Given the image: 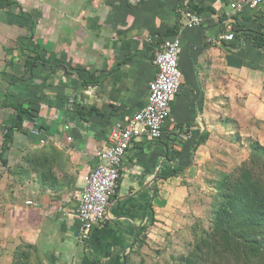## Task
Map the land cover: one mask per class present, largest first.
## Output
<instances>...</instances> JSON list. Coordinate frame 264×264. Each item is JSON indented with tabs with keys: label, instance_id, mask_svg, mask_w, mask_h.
I'll list each match as a JSON object with an SVG mask.
<instances>
[{
	"label": "crops",
	"instance_id": "crops-1",
	"mask_svg": "<svg viewBox=\"0 0 264 264\" xmlns=\"http://www.w3.org/2000/svg\"><path fill=\"white\" fill-rule=\"evenodd\" d=\"M99 1L114 5H107L111 8L105 12L107 20H93L91 47L84 43L87 49L82 46L69 52L68 59L50 61L67 63L74 70L80 65L84 71L68 74L60 67L37 74L35 84L45 88L43 98L49 105L37 108L32 125L24 119L29 133L16 135H25L28 141L21 139L18 144L14 140L3 157L10 165L21 161L22 151L43 157L37 172L23 161L17 165L24 167L17 172L27 178L19 186L23 199L16 186V191L2 197L8 202L0 199L9 219L4 215L7 233L1 235L2 248L24 242L34 252L36 264H82L85 258L89 264H124L132 248L143 250L142 244L148 241L156 246L163 231L190 217L185 203L188 186L210 162L212 132L230 128L240 117L238 110L257 115L261 108L264 111L260 101L264 97V48L256 49L248 41L249 36L264 34V3L251 11L231 13L229 4L235 0ZM188 4L197 7L201 19L191 30L184 29L182 16ZM96 11L93 16L100 17V10ZM177 14L180 29L175 37L180 42L182 80L170 100L162 138L150 141L143 136L127 149L105 221L83 244L76 217L82 180L95 168V154L110 143L109 134L146 105L147 84L156 73L154 55L172 40L160 37L176 23ZM229 32L241 35L228 42L224 35ZM87 74L98 82L84 85ZM57 93L65 98L61 105L54 101ZM66 99L73 100L74 107ZM36 122L43 132L34 136L31 130ZM65 125L70 127L67 132ZM26 201L37 206H25ZM8 224L18 225V234ZM0 259L9 262L6 256Z\"/></svg>",
	"mask_w": 264,
	"mask_h": 264
},
{
	"label": "rangeland",
	"instance_id": "rangeland-1",
	"mask_svg": "<svg viewBox=\"0 0 264 264\" xmlns=\"http://www.w3.org/2000/svg\"><path fill=\"white\" fill-rule=\"evenodd\" d=\"M14 1L22 7V11L26 17H29V20L22 18L15 6H12L9 12L0 11V103L6 92L9 91V101L20 105L27 111L24 116L25 123L32 125L39 113H37V108L46 103V99L43 98L45 88L35 84L37 74L48 73L49 67L52 70L62 67L55 61L50 62L51 58L52 60L66 58V56L69 58V52H76L82 46L84 49H87V46L91 47L93 35L91 30L95 24L93 20H107L105 12L110 8L107 5L110 4L113 7L114 2L110 1L104 4L99 0ZM96 10H100L98 12L100 17L93 16L97 14ZM81 12L86 15L85 19ZM100 35L102 37L103 34ZM27 38L31 39L32 47H36L35 52L45 61L46 66H39L40 62L33 51L22 52L20 50V47L24 45L23 40ZM84 43H88V45L86 46ZM31 64H34L35 67L33 68L35 76L31 80H26L29 75L28 72L31 70ZM76 67L84 69L80 65ZM11 76H22L25 80L7 89ZM263 98L261 95V104L264 102ZM63 100L65 98L57 93L54 101H58L61 105L64 103ZM66 104L74 107L75 103L73 100L66 99ZM237 114L240 117L236 118L237 120L230 128L212 132L215 140H213V146H210L212 150L210 162L205 166L203 173L199 174L188 186L190 192L188 191V198L185 201L190 209L188 220H181L179 226L170 227V231H163V239L159 240L156 246L150 241L145 245L142 244L143 250L140 248L136 250L139 258L129 259L131 260L129 264H179V258H190L193 253V246L196 247L198 244L195 240L199 238L201 228L209 229L218 186L223 177L236 175L241 166L249 167V162L252 167H256V171L260 164L262 165L260 160L264 161V153L255 152L257 155L255 157L253 150L255 146L264 149V111L261 108V113L257 115L238 110ZM13 118L14 112L11 109L0 107V142L5 127L10 125ZM39 126L42 129V126ZM26 132L28 134L29 129ZM23 134L25 133L23 132ZM21 139L28 141L25 135H16L14 140L19 144ZM22 152L24 155L26 154L25 151ZM7 154V152L4 153L2 157L7 156ZM20 160L23 161V157ZM19 163L13 165L8 163L7 169L2 167L0 163V199L7 201V198L2 197L10 194L11 190L16 191V187L18 188L17 191H20V199H23L19 186L25 185L27 178L26 175L24 178L21 172H17L23 171L24 168L22 165L17 166ZM25 206L27 205L25 204ZM6 209V206L3 208L0 206V218L3 219L5 215L6 220H9ZM1 222H3L2 225ZM4 224L5 220L1 221L0 219L1 241H3L1 235L7 233ZM8 226V229L11 228V232H14L18 225L8 224ZM16 234H18V230H16ZM1 241L0 258L6 256L9 262L2 263L0 259V264H11L12 259L20 258L19 253H23V250L29 254V258L26 259L27 261L25 260L27 264L37 263L31 247L25 245L24 242L17 243V246L13 244L15 247L5 249L2 248L3 242L1 243ZM209 248L210 252L206 253V257H210L211 262L214 261L211 264H237L231 260L225 262L224 256L218 254L219 248L214 249L215 247L212 248V245H209Z\"/></svg>",
	"mask_w": 264,
	"mask_h": 264
},
{
	"label": "trees",
	"instance_id": "trees-1",
	"mask_svg": "<svg viewBox=\"0 0 264 264\" xmlns=\"http://www.w3.org/2000/svg\"><path fill=\"white\" fill-rule=\"evenodd\" d=\"M12 6H15L16 10L19 11L18 14L22 18L29 20V17H26L22 11V7L16 1L0 0L1 12H9ZM182 10H185L184 12L196 13L197 15L200 14V11L193 4H188L186 7H183ZM176 16V23L171 28H168L163 35H161L160 39L164 37L173 38L177 35L180 29L178 23L180 17L178 14ZM238 36L234 35L233 37L236 39ZM23 41L24 45L20 47V50L22 52L33 51L40 62L39 66L43 67L46 63L41 56L35 52L34 49H36V47H32L33 43L31 39L27 38ZM248 41L256 49L264 48V34L262 32L254 36H249ZM59 64L62 66L65 73L68 74H70V72L84 71L79 68L74 70L64 62ZM33 68H35L34 64H31V70L28 72L29 75L26 80H31L34 77ZM24 80L22 76H11L8 81L7 89L24 82ZM97 82V77L94 78L91 74H87L83 83L84 85H93ZM9 98L8 91L0 103L2 109H11L14 112V118L10 125L5 127L0 142V163L2 167L6 169L8 162L2 156L10 150L17 133H26V129L24 128V116L27 113L20 105L10 102ZM82 117L83 116L80 118ZM253 152L254 154L255 152L264 153V149L255 146ZM174 156L175 155H173V157ZM255 157H257L256 154ZM41 158L34 156V154L26 153L23 156V162L30 171L37 172V166L43 162ZM260 161H262V165L260 164L257 171L256 167H252L249 162V167L245 165L241 166L236 175H225L223 177L218 186L209 229L206 230L201 228V238L198 236L199 238L195 240L198 244L196 247L195 245L193 246L192 255L190 258H179V264L214 263V261H210V257H206V253L210 252L209 245H212V248L215 247L214 249L219 248V252L218 250L217 252L224 256L225 262L231 260L233 263L237 264H264V161ZM40 176L41 182L44 183L45 177L43 173H41ZM132 249L124 258L125 264H129L131 261L129 259L131 258H139L136 253L138 249ZM19 254L20 258L15 260L12 259L11 264H27L25 260L29 258V254L25 250H23V253ZM82 264H89V261L85 258Z\"/></svg>",
	"mask_w": 264,
	"mask_h": 264
},
{
	"label": "built area",
	"instance_id": "built-area-1",
	"mask_svg": "<svg viewBox=\"0 0 264 264\" xmlns=\"http://www.w3.org/2000/svg\"><path fill=\"white\" fill-rule=\"evenodd\" d=\"M264 3V0H235L229 4L231 13L251 11ZM184 29L191 30L201 24L196 13L184 12ZM234 34L224 35L225 41L233 40ZM179 40L174 37L166 42L155 53L153 66L154 78L147 84V102L144 108L128 119L127 123L117 126L109 134L110 143L95 154L96 166L82 180V190L79 195L76 217L79 225L78 239L84 244L91 231L100 226L106 217L107 208L115 194L122 158L127 149L138 139L145 136L150 141L162 138L163 126L169 118V103L171 98L181 87L182 72L178 66ZM31 134L37 136L43 132L41 123L36 122ZM65 132L69 125L63 127ZM71 137H67V142ZM27 206L36 207L37 204L26 201Z\"/></svg>",
	"mask_w": 264,
	"mask_h": 264
},
{
	"label": "water",
	"instance_id": "water-1",
	"mask_svg": "<svg viewBox=\"0 0 264 264\" xmlns=\"http://www.w3.org/2000/svg\"><path fill=\"white\" fill-rule=\"evenodd\" d=\"M131 246L128 247V249H130Z\"/></svg>",
	"mask_w": 264,
	"mask_h": 264
}]
</instances>
